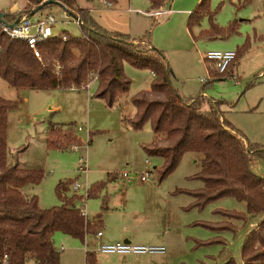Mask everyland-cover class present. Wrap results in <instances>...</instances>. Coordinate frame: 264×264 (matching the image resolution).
<instances>
[{"label":"rangeland","instance_id":"rangeland-1","mask_svg":"<svg viewBox=\"0 0 264 264\" xmlns=\"http://www.w3.org/2000/svg\"><path fill=\"white\" fill-rule=\"evenodd\" d=\"M116 1L120 8H129L128 12H107V1L103 0H79V4L88 8L91 16L106 28L108 17L127 22V30L121 27L133 38L150 30L151 45L163 52L171 69V86L182 96L194 97L203 85L199 78L210 80L203 87L205 97L219 100L224 119L248 142L264 147V13L261 0L245 3L243 0H210L209 10L214 12V22L224 29L229 23L234 27L229 34L212 37H198L200 29L209 27L206 16L199 26L187 28L188 13L199 0H167L162 6L166 12L156 17L142 13L150 11L148 0ZM22 5L23 0H0V10L3 11L16 13ZM186 8L189 10L184 12ZM46 14L54 17L53 32L66 31L71 36L80 34L78 24L73 21V17L78 18L76 11H65L59 4H51L39 9L30 19L35 21ZM244 41L249 46L233 65L231 76L211 79L203 53L207 50L234 51ZM123 71L131 83L125 103L117 110L111 109L117 106L108 107L103 100L92 97L95 80L86 90L68 87L11 88L0 79V96L16 103L6 115L7 159L10 162L18 150L27 147L22 160L30 166L29 170L42 173L36 186L27 185L20 192L26 199L35 196L39 209H48L60 205L55 190L62 182L60 195L65 199L76 197L72 203L76 207L82 203L88 217L100 211L101 203H107V223L111 229L114 228V233L119 225H124L129 232L133 228L138 230L140 225L151 226L167 241V245L162 246L165 253L157 256L152 264H222L228 259L241 264L240 244L261 216L251 217L245 224L230 220L234 226L232 231L211 232L192 224L226 221L212 214L215 209L244 214V203L223 198L210 202L200 211L184 210L183 207V212L176 209L178 204L191 203L192 199L185 194L174 193L175 190L192 191L202 186L198 180L190 179L200 170V164L192 160V156L198 154L184 153L176 168L157 181L154 169L161 165V159L145 156L140 148L152 139L149 124L145 123L139 130H132L127 125V118L134 112L129 97L149 87L148 70L124 63ZM142 79L147 83L140 84ZM50 105H58L59 108L44 112L43 109ZM28 114H31L30 119ZM49 126L62 130L71 127L80 147L74 151L72 146L58 150L48 149L45 145L47 150L42 149L40 143L45 142L44 135ZM78 127L80 132H76ZM79 158L85 163V174L77 170ZM250 159L252 172L264 176V159L251 155ZM144 160L148 164H144ZM140 172H150L151 177L140 183L134 177V173ZM121 174L126 177H121ZM99 182L103 186L97 195L86 198L90 185ZM73 183L79 185L77 190L72 189ZM216 235L223 239V244L193 248V240H209ZM52 242L61 264H83V248L87 241L82 243L54 233ZM88 249L92 250V247ZM93 256L89 264H94L100 254ZM33 263L34 260L27 257L25 264Z\"/></svg>","mask_w":264,"mask_h":264},{"label":"trees","instance_id":"trees-1","mask_svg":"<svg viewBox=\"0 0 264 264\" xmlns=\"http://www.w3.org/2000/svg\"><path fill=\"white\" fill-rule=\"evenodd\" d=\"M43 0H23L22 7L15 13L2 11L6 22L20 19ZM65 11L78 13L80 34L71 36L66 31L47 37L35 43L38 57L25 41L11 39L0 29V79L11 88H65L68 85L81 86L96 74L92 97L103 100L108 107L118 106L127 96L131 80L124 74L123 65L147 69L153 78L146 90H139L129 97L134 108L127 120L132 130H139L149 124L152 139L141 145L147 157L161 159V165L154 169L157 181H161L179 164L184 153L201 154L200 170L190 179L201 182L197 190H175L192 199L184 210H202L210 202L231 198L245 205V213L213 210L226 221L218 223L194 222L193 226L211 232L232 231L230 220L245 224L251 217L260 215L259 222L243 238L239 247L241 264H264V179L249 171L246 155L264 159V147L248 142L223 117L219 100L206 98L201 85L194 97H185L170 84L171 69L163 52L150 43V30L140 37L132 38L128 33L109 30L91 16L88 8L79 0H55ZM93 1V0H85ZM112 2L113 0H103ZM167 0H148L149 9H158ZM249 0H243V3ZM210 0H199L188 13L187 28L199 26L205 16L208 29H200L198 37L223 36L234 31L229 23L225 29L213 20L214 12L209 10ZM264 13V0H261ZM51 4H46L47 7ZM62 35L65 36L62 38ZM244 41L234 50V57L227 70L217 72L206 65L211 79H225L231 76V69L247 50ZM56 65L60 66L56 69ZM204 104H206L204 106ZM15 101L0 96V258L6 256V264H25L31 257L35 264H59L58 253L52 242L54 233H61L83 241L84 235L94 234L100 221L89 224L80 210L73 206L76 197L65 199L55 193L59 206L39 209L37 199H26L20 190L27 185H37L42 173L38 170L20 169L16 155L13 162L7 159L6 115L15 106ZM48 149H67L80 146L71 127L62 130L49 126L44 135ZM103 183L91 184L86 198H92L101 190ZM223 244V239L213 236L209 240H193V248L212 244ZM85 264H89L86 256ZM222 264H236L228 259Z\"/></svg>","mask_w":264,"mask_h":264},{"label":"crops","instance_id":"crops-1","mask_svg":"<svg viewBox=\"0 0 264 264\" xmlns=\"http://www.w3.org/2000/svg\"><path fill=\"white\" fill-rule=\"evenodd\" d=\"M116 2H117L116 0H113L112 2H107V12H113L114 14H116L119 11H124V10L127 11L129 9V8H120L119 6L116 5ZM159 9L166 10V9H162V7H160ZM188 10L189 9L186 8V9H184V12H187ZM151 11H152V9H150V11H143V12H151ZM145 15H147V14H145ZM153 17H156V16H153ZM108 18H110V19L109 20L107 19V29L123 31V32H126L129 34L128 31H124L122 28V27H124L127 30V27H126L127 22L123 23V22L116 20L115 18H112V17H108ZM53 33L59 34L60 32H53ZM147 73H148L149 81H151L152 73L150 71H147ZM142 82H144V84L147 83L144 79H142L140 81V84ZM43 89H51V88H43ZM77 89H80V88H77ZM122 99L120 100L119 105L117 107H112L111 109L117 110L119 107H121L122 103H125V101H126L125 97L123 100ZM58 108H59L58 105H52V106L50 105V106H47L46 109L44 108L43 110L45 112V111L58 110ZM28 116L30 119L31 114H28ZM130 118L131 117L127 118V120ZM124 120H125V118H124ZM78 128H80V127H78ZM151 137H152V135H151ZM40 144H42V147H41L42 149L47 150L45 147V142L40 143ZM27 150H28V148L26 147L18 153V156L19 155L20 156L19 157L17 156V164H18V167L20 169H26V170L31 169L30 166L26 165L25 162L21 158V156L23 154H25L27 152ZM196 154L199 155V153H196ZM198 155H196V157L192 156V160L194 163L200 164L201 154L199 156ZM245 158H246L247 167H248L249 171L252 172V170L249 166V163H251L250 155L247 154ZM145 161L146 160H144V164H148V162L146 161L147 163H145ZM10 162H13L12 158H11ZM253 174H255V173H253ZM255 175H257V174H255ZM257 176L264 179V176H260V175H257ZM59 183L61 184V187L59 189V192L61 193L63 183L62 182H59ZM61 195H62V193H61ZM188 204L189 203L178 204L176 209L183 212L184 210L182 209V207L184 208ZM82 205H83L82 203H79V205L76 207L75 204L73 203V206L79 210L81 209V211H83ZM82 213H83L85 220L89 224H93L97 221H100V226L96 230V231L100 232V237L96 238L94 235L95 233L90 234V235H84V237H83L82 243H84V241L85 242L87 241L86 244L84 245L83 249L85 250V246L86 247H92V250L90 252L85 253V251H84L83 264H85L84 260H85L86 256L89 257V261H93L92 260V258L94 257L93 254H100V253H97L96 251H94L96 244H98V243L108 244V243L124 242V243L136 244V245H150V246H161V247L167 245V241L163 238V236H160L159 233L155 232V230L149 225H140L138 227V230H135V228L131 229V230H133L132 232H129L128 229L124 225H119L116 232L114 233V231H113L114 228L111 229L107 223V203H101L100 204V211L95 213L91 217H88L89 214H85L84 211ZM151 235H153V236H151ZM156 236H157V239H156ZM157 256H161V255H159V254H143V255H115V254L105 255V254H100L99 259H97V260L95 259L94 264L95 263L98 264V262H99V264H100V262H103V264H152L154 262V260H156V258H158ZM58 259H59V256H58ZM33 264H35V262ZM59 264H61L60 260H59Z\"/></svg>","mask_w":264,"mask_h":264},{"label":"built area","instance_id":"built-area-1","mask_svg":"<svg viewBox=\"0 0 264 264\" xmlns=\"http://www.w3.org/2000/svg\"><path fill=\"white\" fill-rule=\"evenodd\" d=\"M129 10V9H128ZM165 10L161 9H155L151 12H142L144 14L157 16L160 14L165 13ZM73 21L77 24L78 18L73 17ZM55 20L53 15L46 14L43 18L37 19L35 21H32L30 17L23 16L19 23L16 25H13L12 27H8L7 25L0 24V29L4 33V35L11 39H18L25 41L29 48L32 49L33 55L35 57H38V52L35 48V43L39 40H43L47 37L58 35L54 34L52 32L53 24ZM60 34V33H59ZM65 36L62 35V38ZM234 57V51L231 50H225V51H218V50H207L203 53L202 58L207 61L210 66H212L215 71L217 72H223L227 70L228 63L233 59ZM60 66L56 65V69H58ZM96 78V74H92V76L79 87H76L74 85H68V88H80V89H88L89 83L91 81H94ZM200 82L206 81V79L199 78ZM81 129L77 128L76 132H79ZM80 146H72V150H77V148ZM145 163H147L145 161ZM84 161L80 158L77 161V170L80 173L85 174L87 172L86 168L83 167ZM121 177H126L125 174H121ZM134 177L137 179L138 182L144 183L149 180L151 177L150 172H140V173H134ZM71 187L73 190H77L79 188V185L77 183L71 184ZM80 209V213L83 215ZM95 237H100V232H95ZM85 253L90 252L91 250L88 249V247L85 246ZM97 253L105 254V255H143V254H159L162 255L165 252V249L161 246H150V245H136V244H130V243H124V242H118V243H98L96 244V247L94 249ZM0 264H6V256L3 255L0 258Z\"/></svg>","mask_w":264,"mask_h":264},{"label":"water","instance_id":"water-1","mask_svg":"<svg viewBox=\"0 0 264 264\" xmlns=\"http://www.w3.org/2000/svg\"><path fill=\"white\" fill-rule=\"evenodd\" d=\"M46 4H59L57 1L55 0H43L42 2L38 3L35 7H33L26 15L25 17H30L32 14H34L35 12H37L39 9L43 8L44 5ZM20 18L16 17L14 18V20H12L11 22H6L3 18V13L0 11V24H4L7 25L8 27H12L13 25H16L17 23H19Z\"/></svg>","mask_w":264,"mask_h":264}]
</instances>
